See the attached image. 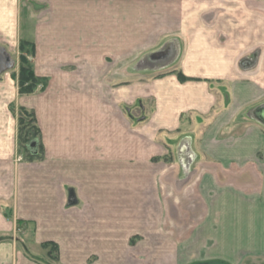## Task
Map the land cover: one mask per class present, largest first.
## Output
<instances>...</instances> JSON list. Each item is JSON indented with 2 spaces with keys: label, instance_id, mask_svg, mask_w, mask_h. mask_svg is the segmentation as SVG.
<instances>
[{
  "label": "crops",
  "instance_id": "1",
  "mask_svg": "<svg viewBox=\"0 0 264 264\" xmlns=\"http://www.w3.org/2000/svg\"><path fill=\"white\" fill-rule=\"evenodd\" d=\"M24 2L0 0L3 41L25 30L11 20L26 19ZM46 4L71 58L148 68L112 98L123 89L152 107L123 127L105 111V69L85 61L59 101L47 88L29 103L44 146L35 161L0 113V264H264V0ZM124 24L136 27L111 28Z\"/></svg>",
  "mask_w": 264,
  "mask_h": 264
},
{
  "label": "rangeland",
  "instance_id": "2",
  "mask_svg": "<svg viewBox=\"0 0 264 264\" xmlns=\"http://www.w3.org/2000/svg\"><path fill=\"white\" fill-rule=\"evenodd\" d=\"M46 1L25 0L23 5L24 7L21 5L19 8H23L24 12H26V19H21L20 16L18 17V9L16 10L18 12L15 13V17H11V20L13 18L16 24H19V20L22 22L25 21V32L23 30L20 31L15 25L13 26L14 32L8 36L7 41L6 39L3 41L5 36L7 38V35L0 30V47L8 54V58L12 64L0 73V113H7L10 118L11 116L16 118L17 135L15 138V144L18 149L20 150L18 133L20 124L19 117L23 112L22 109L32 111L36 117L35 110L29 106V103L31 104L33 101V96L44 93L47 88H51L50 92H52V94L53 92H55V94L57 93L56 96L59 101L60 97L63 96H60L59 91L63 93V90L60 88L63 86L70 87L75 80L80 81L82 78L83 74L80 72L81 69L79 68L85 64V61L88 65H90L89 68L105 69L104 92L106 113L111 112L114 113L115 116L117 114L120 115L121 124L126 128L129 127L130 123L131 125L135 122H137V125L143 123L147 118V113L152 107V101L150 98H141L135 101H130L127 94L123 97L124 92L123 89H121V94L118 95L121 96V100L117 106V100H113L112 94L114 90L118 89V86L123 88V86L126 85L124 81L127 80L129 76H133L135 74L137 77L150 75V72H146L148 68H129L128 57L125 56L114 57L107 55L102 57H90L87 60L79 56L71 58L69 52H66L62 48L64 42L63 36H65L64 26L57 24L54 27L52 25ZM35 15V21H37V18L41 15V19L38 20L37 24L33 22ZM109 27L110 26H106V33H109ZM113 27L118 30L121 28L120 32L127 34V32L132 31L136 25H112L111 28L113 29ZM124 34L123 36H128ZM54 36L60 42L57 44V51L54 54L53 52L49 54L48 40ZM106 43L110 44V42ZM126 43L128 44V41H126ZM108 51L109 49L107 47L105 52ZM121 52H124V48L121 49ZM118 63H120V66H118ZM114 67L121 68L120 78L122 81L120 84L112 78L114 75L117 76L113 73ZM139 80L144 79L142 78ZM114 82L115 87L113 86ZM141 92H143L142 89L138 91V93ZM113 95L116 96V94ZM23 117L24 122H26L28 116L24 113ZM36 123L38 125L37 119ZM28 126L29 124L26 128ZM184 129L186 130V128ZM184 129L182 128V131ZM30 147L32 149L35 148L33 144L30 145ZM20 151L22 152V149ZM172 153L169 151V153L163 156V159L172 160V158H174V153ZM188 156L191 155L188 154ZM43 157L44 146L42 157L39 159L36 158L34 161L41 160ZM24 159L27 160L26 158Z\"/></svg>",
  "mask_w": 264,
  "mask_h": 264
},
{
  "label": "trees",
  "instance_id": "3",
  "mask_svg": "<svg viewBox=\"0 0 264 264\" xmlns=\"http://www.w3.org/2000/svg\"><path fill=\"white\" fill-rule=\"evenodd\" d=\"M183 79V76L180 75ZM22 114L19 117V146L22 149V155L27 161H34L36 158H41L43 155V144L41 142V131L36 123V117L30 110L22 109ZM24 113L28 116L26 122H24ZM29 126L26 128V126ZM34 145V149L30 145ZM50 244V243H49Z\"/></svg>",
  "mask_w": 264,
  "mask_h": 264
},
{
  "label": "water",
  "instance_id": "4",
  "mask_svg": "<svg viewBox=\"0 0 264 264\" xmlns=\"http://www.w3.org/2000/svg\"><path fill=\"white\" fill-rule=\"evenodd\" d=\"M11 65L12 64L8 58V54L4 51L3 48L0 47V73L2 71H4L5 69H7L8 67H10ZM262 110H264V106H263V108H261V111ZM261 114H262V112H261ZM262 118H264V116H262Z\"/></svg>",
  "mask_w": 264,
  "mask_h": 264
},
{
  "label": "bare ground",
  "instance_id": "5",
  "mask_svg": "<svg viewBox=\"0 0 264 264\" xmlns=\"http://www.w3.org/2000/svg\"><path fill=\"white\" fill-rule=\"evenodd\" d=\"M261 112H262V114H263V116H264V110H262Z\"/></svg>",
  "mask_w": 264,
  "mask_h": 264
}]
</instances>
